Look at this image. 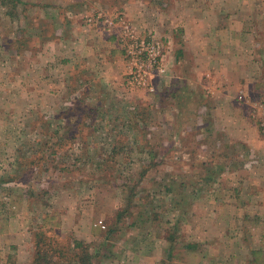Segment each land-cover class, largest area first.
Listing matches in <instances>:
<instances>
[{"label": "rangeland", "instance_id": "obj_1", "mask_svg": "<svg viewBox=\"0 0 264 264\" xmlns=\"http://www.w3.org/2000/svg\"><path fill=\"white\" fill-rule=\"evenodd\" d=\"M94 1L101 3L98 12L113 14V19L123 17L120 0ZM137 1L138 6L148 1L165 2ZM208 1L198 3L209 5L218 0ZM231 1L237 6L244 3ZM245 2L246 9L232 11L234 20L238 18V25L249 21L252 42L258 34L264 39V9L258 13L264 0ZM67 5L61 0H0V217H10L12 231L21 227L18 237H0V264H36L38 250L48 252L53 262L64 264L71 262L76 252L91 254V264H257L253 252L264 241V208L259 205L264 193L244 191L237 195L223 189V180L229 178L227 170L242 165L241 155H249L252 161L258 157V143L250 147L240 144L241 137L251 141L264 138L259 109L264 97V46L254 49L262 53L256 60L261 68L256 87H249V95L233 94L239 113H248L250 119L244 135L231 133L229 128L228 134L219 127L223 124L217 120L219 112L213 111L200 87L199 94L194 97L191 93L193 96L185 100L182 89L174 96L181 86L176 89L175 85L174 93L165 91L169 111L162 115V111L154 112V91L148 92L151 99L139 103L132 98L106 97L103 102H98L96 95L89 98L78 86L81 66L76 67L78 76L70 79L76 94L66 97L60 92L50 98L44 93L39 98L41 111L29 91L33 89L25 91L14 84L21 83L18 78L22 73L39 65V60L27 63L40 53H36L35 43L40 48L45 44L40 37L54 30L61 20L56 10ZM141 13L134 20L146 25L143 34L162 40L166 51V38L148 30L151 17L146 10ZM248 13L250 19L246 18ZM205 17H209V24L214 18L210 14ZM97 18L95 15L96 23ZM117 43L127 62L120 39ZM249 49L252 54V47ZM46 58L42 60L47 74L64 73L70 66L65 55L54 66ZM8 72L14 83L11 78L8 82ZM126 78L127 74L124 85L131 89ZM42 83L43 90L50 91L48 79ZM64 99L68 102L63 110L54 113L49 109L50 101L63 104ZM242 105L244 111L240 110ZM164 122L166 126L154 130L156 123ZM136 133L139 142L133 141ZM198 215L200 222L195 221ZM200 231L229 234L233 244L228 253L223 254L225 236L216 238L213 245L222 247L220 252L208 241L194 239ZM16 238L18 243L12 245ZM74 241L83 245L74 249ZM6 244L15 247L6 248ZM169 245L176 252L173 256L167 253ZM182 245L187 246L185 254L178 252ZM262 248L257 257L260 264H264Z\"/></svg>", "mask_w": 264, "mask_h": 264}, {"label": "crops", "instance_id": "obj_2", "mask_svg": "<svg viewBox=\"0 0 264 264\" xmlns=\"http://www.w3.org/2000/svg\"><path fill=\"white\" fill-rule=\"evenodd\" d=\"M61 1L68 2L65 8L59 7L56 10L57 13L55 15L59 16L61 20H59L54 30L45 31L49 34L48 36L40 37V39L45 40V44L41 48L38 42L35 43L36 53L39 51L40 53L36 54V56L34 54L27 62L30 64L39 60V65L36 63L32 71L27 74L25 72L22 73L21 79L18 78L21 83H15V87H20V89L25 91L33 89L29 91L34 93L36 103L38 101L39 105L36 108L42 111L43 104L39 100L42 94H49L50 98L58 96L60 92H62L63 96L76 94V87L70 86V79L74 80L78 76L75 75L76 67L81 66L83 75L81 80H79L78 86L83 87L89 98L96 95L98 102H103L106 97L117 100L132 98L136 103L142 102L144 99H151V94L145 89L133 87L127 89L125 87L127 62L117 43L121 29L116 26L111 33L105 27L103 28L99 22L96 23L94 21V16L97 15L98 9H100L98 7H101L99 6L101 3L94 0H81L79 3H75V0ZM164 1L163 3L148 1L144 3V6L141 4L138 6L139 2L137 0H120L119 2L120 13L132 24L136 32L140 34L145 32L143 27H146V25L142 27L138 18L137 20H134V18L138 14L142 15L141 12L146 10L151 17L147 20L148 30L151 29L154 33L166 38V40L164 39L167 45L164 58L166 73L151 80L155 87V94L153 93L154 95L152 96L156 100V104L153 106L155 108L154 112L159 113V111H162V115H165L169 111V99L165 100L164 94L165 91L174 93L172 88L175 85L176 89L179 86L181 88L175 91L174 96L182 89L185 92L181 95V97L184 96V100L188 96L190 98L191 93L195 97L198 93L197 88L200 87L203 95H208L210 105L214 109L213 111L219 112L216 115L217 120L223 123L219 127L228 134L233 130L238 135H244V128L248 127L250 119L248 113H239V105L236 104L233 94L238 92L249 95V87L255 86L260 80L261 68L257 67L256 63L258 61L256 60H259L262 53L258 54L254 49L264 46V39L259 34L252 42V29L249 27L248 20H246L247 23L242 22L238 25V22H236L238 18L237 20L233 18L235 14L232 11L235 8L246 9L248 2L244 0L243 4L239 3L237 6L231 0H218L214 4H211L209 0L208 2L210 3L207 2L209 5H200L198 3L199 0H171L170 3H166L168 0ZM210 4L213 6H210ZM259 4L262 9L258 13L262 14L264 2ZM41 6L44 5L42 4ZM208 7H210L209 11L211 12L208 11V13L214 17L210 24L207 22L209 17H205V15L209 14L204 12ZM245 12L246 10L243 13ZM112 15L108 12L106 13V16L110 18ZM84 16H86L85 19L83 18ZM160 17L163 18L161 22V19L159 20ZM246 18L250 19V13L246 15ZM250 47H252V54ZM61 55H65L68 58L70 66H67L64 73H60L57 70L47 74L43 67L44 60L42 58L48 56L46 61L49 63L53 61L50 65L53 64L54 66L61 61H59ZM5 75L7 80L11 78L14 83L15 79L11 77L9 72ZM47 79L49 89H51L45 92L42 82ZM62 102L63 104L55 102L52 104L53 102L51 103L50 101V108L46 107L51 109L52 112L60 108L63 110L68 101L64 99ZM246 104L248 103L243 105L245 106ZM243 105L240 109L241 111H244ZM137 110H139V107H137ZM252 110L255 109L253 108ZM220 112H223L224 115ZM154 126L155 130L159 129L160 126H166V124L165 122L162 125L156 123ZM136 127H139L138 123ZM228 128L230 129L229 132ZM139 136V133L134 134L132 136L133 141L139 142ZM240 140H242L239 142L240 144L245 143L249 147L253 145L252 143H256V145L258 143L255 148L258 157H254L252 161L249 155H241L244 162L240 166L236 167L235 165L233 169L231 168V171H226L229 178L223 180V189L235 192L234 194L237 195L238 192L244 191L264 193V138L256 137L251 141L244 135ZM259 205L264 208V198ZM199 218L200 215L196 216L195 221L198 220L200 222ZM211 220L212 222L214 221V219ZM71 221L75 222L74 218ZM11 226L10 217H0V237L4 239L12 236L18 237L19 228L21 227L17 231H12ZM198 233H195L196 237L194 239L201 242L208 241L212 247H215L214 250L217 251L218 249L220 252L222 247L220 249L218 246L213 245L216 238L221 239L225 236L226 242L224 245L226 248L223 254L228 253L230 246L233 244H231L229 234L220 236L218 234L216 236L217 234L214 232L201 234L203 232L200 231ZM169 238L171 240L170 236H168ZM13 243H18L17 238L16 241L12 242V245H15ZM8 246L10 248L15 247L11 246V244H6V248ZM181 247L178 252L185 254V247L187 246L182 245ZM261 247H264V241ZM261 247H258L256 251L261 253ZM167 251L168 255L173 256V254H176L170 245Z\"/></svg>", "mask_w": 264, "mask_h": 264}, {"label": "built area", "instance_id": "obj_3", "mask_svg": "<svg viewBox=\"0 0 264 264\" xmlns=\"http://www.w3.org/2000/svg\"><path fill=\"white\" fill-rule=\"evenodd\" d=\"M97 17L103 28L111 29L117 26L121 29L119 39L127 58V85L153 92L155 87L151 80L166 72L164 42L152 34L136 32L124 16L113 19L100 11ZM238 97L241 99L242 96L239 94ZM259 109L261 110L260 127L264 131V97L259 103Z\"/></svg>", "mask_w": 264, "mask_h": 264}, {"label": "trees", "instance_id": "obj_4", "mask_svg": "<svg viewBox=\"0 0 264 264\" xmlns=\"http://www.w3.org/2000/svg\"><path fill=\"white\" fill-rule=\"evenodd\" d=\"M127 208V207H126ZM83 245L82 242H78V241H74L72 244V247L74 249H77L80 245ZM262 253V252H261ZM259 251H254L253 255H254V262H256L257 264H260V262L257 261V257L259 254H261ZM36 264H64L61 262H53L51 260L50 254L48 252H41V250L36 251ZM93 256H91V254L83 252L81 254H79L78 252L75 253V255L71 258V262L68 261V264H91V260H92Z\"/></svg>", "mask_w": 264, "mask_h": 264}]
</instances>
